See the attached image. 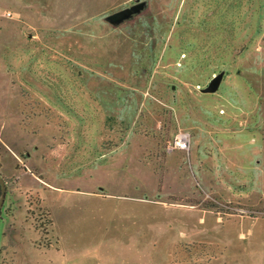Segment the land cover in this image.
Here are the masks:
<instances>
[{
    "label": "rangeland",
    "instance_id": "374dc122",
    "mask_svg": "<svg viewBox=\"0 0 264 264\" xmlns=\"http://www.w3.org/2000/svg\"><path fill=\"white\" fill-rule=\"evenodd\" d=\"M212 1L0 0V174L20 154L43 181L20 171L15 208L59 243L42 264H264V0H238L230 37ZM224 38L227 67L202 50ZM178 131L188 153L166 151Z\"/></svg>",
    "mask_w": 264,
    "mask_h": 264
},
{
    "label": "crops",
    "instance_id": "0c3cea01",
    "mask_svg": "<svg viewBox=\"0 0 264 264\" xmlns=\"http://www.w3.org/2000/svg\"><path fill=\"white\" fill-rule=\"evenodd\" d=\"M229 2H234V0H230ZM203 8V7H202ZM220 14H237L235 11H238L236 8L232 7V9L226 12L224 9H219ZM239 14V13H238ZM2 141H0L1 144ZM8 146L3 142L1 151H0V163L2 162V154L7 152ZM15 156H17L14 153ZM18 157V156H17ZM18 163L22 166L20 169L15 168L14 173L5 174L3 171V166L1 167L2 175L9 180L7 185V192L5 201L1 210V218L0 222V252L3 256H5L6 264H42L39 258L41 255H47L50 252V249H54V247H59V243H57V239L54 245L51 244L52 247L45 249V247H38L32 244L31 239L27 237V231L31 229V226L26 218V208H25V216L20 220L15 218V208L16 204L19 206V202L17 199V194L20 188V179L21 175H19L20 171H23V175H27V171H30V175L37 178L39 181L43 182L37 175L31 172L29 168L26 167V161L29 158L20 156L17 158ZM24 163H23V162ZM16 166V165H15ZM4 211V213L2 212ZM4 215V216H3ZM54 224V222H53ZM53 224L51 232L49 233V238L55 241V237L53 234ZM47 250V252H46ZM63 252V251H62ZM35 253H39L37 256ZM63 259L66 260V254L63 253Z\"/></svg>",
    "mask_w": 264,
    "mask_h": 264
},
{
    "label": "trees",
    "instance_id": "16d2710c",
    "mask_svg": "<svg viewBox=\"0 0 264 264\" xmlns=\"http://www.w3.org/2000/svg\"><path fill=\"white\" fill-rule=\"evenodd\" d=\"M215 1L218 3H216ZM229 1L230 0H213L212 3L208 7H210V8L213 7L214 11L218 8V9H224L226 12H228L232 9V7L236 8L238 5L237 4L238 0H234L233 3L229 2ZM225 17H226L225 21H224L225 25L223 26L222 30H223L224 34H226L228 37H230L233 34V32L236 30L238 19L234 14H225ZM207 36H208V34H207ZM223 44H225V45H223ZM202 45L204 46L203 42H202ZM207 46H208V48L203 47V49H202V50H206L205 53H206L207 61H210V63L213 61L212 63H214V60L212 59L214 57L213 54L214 55L218 54L220 57H217V58H221V65L224 67H227L230 63H232V61L236 59L235 57H237L241 53L239 51V53L234 54V56H233L232 55V53H233L232 47H234V45H230L229 42L226 43L225 38L223 41H220V40L216 41V40L212 39L211 42L209 43V45H207ZM242 47H244V46H241V48ZM170 51H171V47H167L165 53L171 54ZM217 51H219V53H216ZM174 55L177 56L175 53H174ZM221 73H222V71L219 70L218 72L214 71L213 74H221ZM182 78H184V77H182ZM38 82L43 87L47 88V91L54 96V99L56 100V102L59 106H61L62 108L66 109V110H69V111L74 110V109H72V107L74 104L77 105V103H76L77 100L74 97V95L71 93L68 85L64 82V80L62 81L61 78H59V77H57V78L55 77L54 79L52 77V79H51L50 76H47L45 79L42 78L41 82L40 81H38ZM57 82L60 84L61 90L66 91L68 93V94H66V96H64V97L60 96V95L55 96L53 93H51V91L57 90V88H56ZM63 91H61V92H63ZM131 112H133V110ZM73 113L77 114L76 112H73ZM133 116H134V112L132 113V117ZM131 121H132V118L129 119V123ZM0 176L4 179L6 186H7L8 180L3 175L0 174Z\"/></svg>",
    "mask_w": 264,
    "mask_h": 264
},
{
    "label": "water",
    "instance_id": "95a60500",
    "mask_svg": "<svg viewBox=\"0 0 264 264\" xmlns=\"http://www.w3.org/2000/svg\"><path fill=\"white\" fill-rule=\"evenodd\" d=\"M136 11H138V7L134 6L132 8L125 10L124 13H125V16H128V15L135 13ZM222 79H223V75L221 74L212 78L209 84L207 85V87L203 89V92L204 93L216 92L221 84ZM6 192H7L6 183L4 179L0 176V214H1V210L3 207L4 201H5Z\"/></svg>",
    "mask_w": 264,
    "mask_h": 264
},
{
    "label": "built area",
    "instance_id": "2783aa9c",
    "mask_svg": "<svg viewBox=\"0 0 264 264\" xmlns=\"http://www.w3.org/2000/svg\"><path fill=\"white\" fill-rule=\"evenodd\" d=\"M191 146L190 134L184 131H178L173 139L167 144L166 151L168 153L179 151L188 153Z\"/></svg>",
    "mask_w": 264,
    "mask_h": 264
},
{
    "label": "flooded vegetation",
    "instance_id": "af4514ba",
    "mask_svg": "<svg viewBox=\"0 0 264 264\" xmlns=\"http://www.w3.org/2000/svg\"><path fill=\"white\" fill-rule=\"evenodd\" d=\"M2 221L1 214H0V222Z\"/></svg>",
    "mask_w": 264,
    "mask_h": 264
}]
</instances>
